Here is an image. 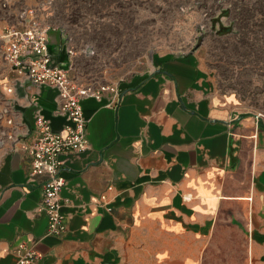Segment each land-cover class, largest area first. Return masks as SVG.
Instances as JSON below:
<instances>
[{"label": "crops", "instance_id": "0c3cea01", "mask_svg": "<svg viewBox=\"0 0 264 264\" xmlns=\"http://www.w3.org/2000/svg\"><path fill=\"white\" fill-rule=\"evenodd\" d=\"M68 50L50 41L65 69ZM14 78L0 64L1 83ZM7 101L16 150L1 121ZM58 107L48 87L0 88V264H18L21 242L41 254L35 264H264V119L207 88L194 58H163L114 102H83L89 147L61 156L62 237L48 235L44 178L30 179L25 151L37 113L64 132Z\"/></svg>", "mask_w": 264, "mask_h": 264}, {"label": "rangeland", "instance_id": "374dc122", "mask_svg": "<svg viewBox=\"0 0 264 264\" xmlns=\"http://www.w3.org/2000/svg\"><path fill=\"white\" fill-rule=\"evenodd\" d=\"M31 19L74 51L79 81L119 87L192 57L207 88L264 117V0H0V22Z\"/></svg>", "mask_w": 264, "mask_h": 264}, {"label": "built area", "instance_id": "2783aa9c", "mask_svg": "<svg viewBox=\"0 0 264 264\" xmlns=\"http://www.w3.org/2000/svg\"><path fill=\"white\" fill-rule=\"evenodd\" d=\"M49 34L50 29L34 19L21 25L0 22V64L6 65L15 74L8 85L0 81V88L6 94H12L14 84L25 80L36 87L53 89L58 94L57 114L70 122L64 132H55L50 121L37 113L34 138L25 147L31 159L30 179L34 181L38 177L44 178L40 211L48 216V235L62 237L67 232V220L62 212L61 192L66 181L61 175V156L67 151L82 153L89 147L83 102L87 99L101 101L107 94L114 102L119 97V87L116 84L84 83L72 75V64L67 69L54 64L50 54ZM68 53L74 55L71 49ZM257 118L264 119L261 114ZM1 121L6 139L11 142L12 150H16L20 136L13 117L12 103L9 101L6 102ZM100 199L105 201L106 196L102 195ZM14 253L18 264H35L41 258L35 247L27 242L19 243Z\"/></svg>", "mask_w": 264, "mask_h": 264}]
</instances>
